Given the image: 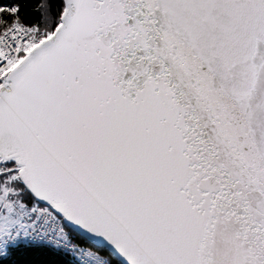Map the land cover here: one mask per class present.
Here are the masks:
<instances>
[{
	"label": "snow or ice",
	"instance_id": "obj_1",
	"mask_svg": "<svg viewBox=\"0 0 264 264\" xmlns=\"http://www.w3.org/2000/svg\"><path fill=\"white\" fill-rule=\"evenodd\" d=\"M0 264H264V0H0Z\"/></svg>",
	"mask_w": 264,
	"mask_h": 264
}]
</instances>
